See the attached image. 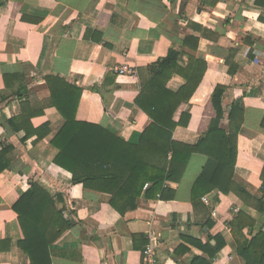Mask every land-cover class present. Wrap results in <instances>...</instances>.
<instances>
[{"label": "crops", "instance_id": "crops-1", "mask_svg": "<svg viewBox=\"0 0 264 264\" xmlns=\"http://www.w3.org/2000/svg\"><path fill=\"white\" fill-rule=\"evenodd\" d=\"M256 1L0 0V151L14 148L11 166L0 173V264H30L18 245L23 233L13 207L32 181L53 197L62 195L65 216L75 222L51 245L52 264H145L143 252L150 242L156 245L158 264H192L196 256L211 264H246L237 240L252 239L264 229V215L235 192L214 190L205 195L209 204L201 199L193 205L194 183L210 163L203 153H193L180 179L166 183L174 200L147 198L144 188L138 207L125 215L110 205V193L74 183L73 174L53 161L58 151L51 141L65 120L57 108L47 106L45 76L64 77L83 89L77 120L138 145L152 123L136 103L147 67L171 48L182 52L178 63L185 69L191 58L206 62L190 100L189 124L179 126L174 139L183 145L198 141L216 117L212 94L217 85H225L224 128H229L233 104L241 101L243 106L234 181L260 194L264 5ZM188 37L193 39L184 45ZM124 64L136 68L138 77L119 76L116 68ZM186 83L175 73L167 88L178 92ZM23 88L27 110L18 96ZM186 108L183 103L176 120ZM35 111L30 121L11 124ZM45 125L42 134L49 129L48 135L38 137ZM29 131L35 133L26 138ZM183 236L203 242L211 237L213 245L218 238L223 247L211 259ZM181 245L189 251L176 255Z\"/></svg>", "mask_w": 264, "mask_h": 264}, {"label": "trees", "instance_id": "trees-1", "mask_svg": "<svg viewBox=\"0 0 264 264\" xmlns=\"http://www.w3.org/2000/svg\"><path fill=\"white\" fill-rule=\"evenodd\" d=\"M264 5V0H257ZM193 38H186L187 45ZM199 39H196L198 42ZM182 52L171 48L168 55L147 67L145 77L141 76V92L136 99L137 105L151 118V125L143 132L140 143L131 145L115 136L105 128L77 120L83 89L58 75L45 76L47 87V106L57 108L65 120L59 133L51 141L58 153L55 164L73 174L74 183L84 187L111 194L110 205L125 215L128 210L138 207V199L145 185L147 198L174 200L175 192L166 183L178 181L182 176L189 158L193 153H203L210 158L209 165L194 183L192 203L198 206L202 197L214 190L223 193L235 192L244 201L253 205L264 215V171L263 188L260 194L235 183V166L238 154V135L243 124V106L241 101L234 103L228 112L229 128L222 126L226 111L223 98L227 87L219 84L212 94V103L216 117L209 129L203 133L194 145H183L174 139V132L179 126H187L191 118L190 100L201 83L206 62L191 58L188 68L179 65ZM234 56V54L232 55ZM231 65L230 60H228ZM200 68V69H199ZM237 66L230 67L235 73ZM178 73L187 83L178 92L167 88L171 77ZM26 88L18 92L23 101V109L28 106ZM186 103L187 108L179 120L176 113ZM26 112V111H25ZM37 112L26 117L11 120V124L30 121ZM21 120V121H20ZM264 125V121H263ZM45 125L36 132L42 134ZM35 131L27 132L26 138ZM12 146L0 151V173L11 166ZM18 215L23 238L19 247L29 257L30 264H52L51 245L75 222L65 216V199L62 195L53 197L39 183L32 181L29 189L14 205ZM191 245L205 251L211 259L219 253L223 243L217 240L213 245L209 237L206 242L183 236ZM238 253L246 264H264V229L252 239L237 240ZM189 251L181 245L176 251L180 255ZM192 264H211L201 256H196Z\"/></svg>", "mask_w": 264, "mask_h": 264}, {"label": "built area", "instance_id": "built-area-1", "mask_svg": "<svg viewBox=\"0 0 264 264\" xmlns=\"http://www.w3.org/2000/svg\"><path fill=\"white\" fill-rule=\"evenodd\" d=\"M116 73L119 76L138 77V71L136 70V68L128 64H124L122 66L117 67ZM147 187H148V184L145 185V188ZM202 200L207 204L210 203V198L208 196L203 197ZM212 215L216 218L217 212L213 211ZM155 249H156V245L153 244V242H150V244L146 247V249L143 252L145 264H158L156 257H155Z\"/></svg>", "mask_w": 264, "mask_h": 264}]
</instances>
